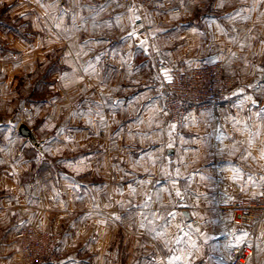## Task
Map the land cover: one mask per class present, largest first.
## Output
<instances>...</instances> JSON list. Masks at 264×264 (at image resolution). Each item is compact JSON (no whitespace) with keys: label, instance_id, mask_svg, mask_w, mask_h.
Instances as JSON below:
<instances>
[{"label":"crops","instance_id":"obj_1","mask_svg":"<svg viewBox=\"0 0 264 264\" xmlns=\"http://www.w3.org/2000/svg\"><path fill=\"white\" fill-rule=\"evenodd\" d=\"M0 2L37 38V129L23 122L37 134V160L47 151L65 167L37 165L29 187L3 168L0 210L21 214L12 226L37 219L64 230V264L226 263L247 234L218 205L255 197L264 181V0H164L158 10L113 0ZM223 22L237 82L218 107L189 111L176 133L161 115L158 63L188 66L186 52L217 50L210 39L225 38ZM10 240L0 236V264H18ZM244 264H264V222Z\"/></svg>","mask_w":264,"mask_h":264},{"label":"rangeland","instance_id":"obj_2","mask_svg":"<svg viewBox=\"0 0 264 264\" xmlns=\"http://www.w3.org/2000/svg\"><path fill=\"white\" fill-rule=\"evenodd\" d=\"M219 10H221L219 11L221 13L224 12L222 8H220ZM220 26L221 27L219 29V32L220 34L225 36L224 34L227 31L226 23L223 22L220 24ZM33 31L34 28L32 26V23L28 22L27 18L20 16H8L6 6L3 5L2 2H0V124H2L5 120L9 121L10 118L13 119L12 122L9 123V125L4 126V129L0 128V172H4L3 168L10 164L13 173H21V175H23L24 177L22 178L24 182H21L20 180V183H17L18 186L24 184V186L27 185V187L30 186L32 177L34 175H37V165H39L43 170H46L47 172H50V170L53 173H61L65 171V167L63 166V164H61L62 156L58 155L57 158H54V156H50L49 152L46 151L44 152L43 156H38L40 159H42V161L37 160V134L34 133L36 139V144H34L33 142L29 141L28 138H23V136H19L16 130L17 123L20 120H22V122H26L29 126H31V128L37 129V68L36 70H32L34 68H30L34 64V53L31 47H37V38L31 37V35H34ZM189 40H191L189 46L194 48L195 46H193V43L195 42L197 45H199V38H190ZM210 41L211 43L217 41L215 43L216 46H219V48L216 50L211 45L210 47L211 49H213L206 54H204L205 52L199 54V48H196L194 52L190 50L183 54L182 57H186L191 61V63H196L204 59H213L214 57H224L223 59L225 60L226 66L228 67V64L230 63L228 62V57L230 56V53L227 52L226 36L225 38L221 37L220 40L210 39ZM199 55L202 56L199 58ZM235 59L239 58L236 57ZM164 61L170 64H178V60H176V58L175 60L171 59ZM231 73L236 77L234 83L235 86L237 82L238 73ZM41 90L43 91L41 93H44L45 88L44 90L43 88ZM25 105L26 107H32V110L24 109L23 106ZM5 113H10V115H5ZM3 125L4 124H2L1 127ZM24 139L27 143L26 146L23 147L18 145V141ZM20 162L27 164V168L25 170H21L17 166V163ZM13 165L15 167H13ZM1 192H3V190L0 189V197ZM242 198L250 197L242 196ZM40 199L43 198L41 197ZM14 208H7L6 211L0 210V227H2L3 229L0 230V236L3 239L6 237L9 238L10 235L11 253L15 255L17 261L16 263L26 264L23 261L20 246L18 241L14 237V233L18 227L26 223L37 224L38 222L37 219H33L27 221L26 223L21 222L20 224L12 226L13 222H15V217L18 219L21 215L19 213H15L17 212V208ZM101 211L104 212V214L106 215L107 211H105L104 209ZM106 216L108 217V219H111L110 215ZM38 224L42 227L44 231L57 236L63 248V256L61 259H59L57 262L45 263L64 264L66 262L65 260L68 258L69 251L66 244L67 241H65L66 238L63 235L64 233H62L64 232V230L51 231L45 228L42 224ZM90 235L93 238L96 234L95 232H91ZM79 239L76 236L71 239L72 242H76V248H74L76 251L79 247L77 244L80 245V241H82L81 238ZM88 247L89 248L86 250L87 256H90L92 253H96L97 248L95 244L94 246L90 245ZM7 251L9 252L8 247ZM0 252L1 254L5 253L3 248H0Z\"/></svg>","mask_w":264,"mask_h":264},{"label":"built area","instance_id":"obj_3","mask_svg":"<svg viewBox=\"0 0 264 264\" xmlns=\"http://www.w3.org/2000/svg\"><path fill=\"white\" fill-rule=\"evenodd\" d=\"M163 1L113 0L117 5H142L153 10H158ZM158 71L162 73L165 91L161 115L175 132L182 130L189 111L197 108L214 109L227 101L236 80L235 75L227 71L224 59H204L188 66L162 61L158 63ZM218 209L221 213L230 214L231 222L247 234L230 250L224 264H244L254 254L257 229L264 222V181L255 197H236L219 204ZM191 225H199V220L192 219ZM14 237L26 264L53 263L63 256L62 244L57 236L44 231L38 223H26L18 227Z\"/></svg>","mask_w":264,"mask_h":264},{"label":"water","instance_id":"obj_4","mask_svg":"<svg viewBox=\"0 0 264 264\" xmlns=\"http://www.w3.org/2000/svg\"><path fill=\"white\" fill-rule=\"evenodd\" d=\"M17 132L26 138H28L29 141L36 143L35 135L31 128L28 127L27 124L20 122L17 126ZM171 152V150L169 151Z\"/></svg>","mask_w":264,"mask_h":264},{"label":"snow or ice","instance_id":"obj_5","mask_svg":"<svg viewBox=\"0 0 264 264\" xmlns=\"http://www.w3.org/2000/svg\"><path fill=\"white\" fill-rule=\"evenodd\" d=\"M177 195H179V193H177Z\"/></svg>","mask_w":264,"mask_h":264}]
</instances>
